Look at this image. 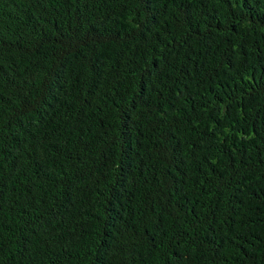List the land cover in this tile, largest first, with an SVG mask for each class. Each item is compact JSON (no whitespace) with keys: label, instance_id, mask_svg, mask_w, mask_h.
Wrapping results in <instances>:
<instances>
[{"label":"trees","instance_id":"trees-1","mask_svg":"<svg viewBox=\"0 0 264 264\" xmlns=\"http://www.w3.org/2000/svg\"><path fill=\"white\" fill-rule=\"evenodd\" d=\"M0 264H264V0H0Z\"/></svg>","mask_w":264,"mask_h":264}]
</instances>
